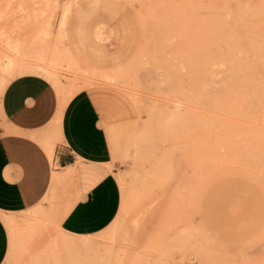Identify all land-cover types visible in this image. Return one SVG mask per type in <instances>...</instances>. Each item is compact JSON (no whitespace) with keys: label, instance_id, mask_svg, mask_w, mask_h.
Masks as SVG:
<instances>
[{"label":"rangeland","instance_id":"obj_1","mask_svg":"<svg viewBox=\"0 0 264 264\" xmlns=\"http://www.w3.org/2000/svg\"><path fill=\"white\" fill-rule=\"evenodd\" d=\"M260 8L264 0H0V79L51 69L67 96L109 81L94 86L132 114L106 128L117 215L65 264H264ZM71 205L0 214L4 264H47L51 211Z\"/></svg>","mask_w":264,"mask_h":264},{"label":"crops","instance_id":"obj_2","mask_svg":"<svg viewBox=\"0 0 264 264\" xmlns=\"http://www.w3.org/2000/svg\"><path fill=\"white\" fill-rule=\"evenodd\" d=\"M92 34L98 41L101 31ZM85 68L109 76L120 71ZM50 73L6 78L0 91V214L16 219L49 201L59 204V210L72 203L62 216L51 211L47 240V264H65L84 248L81 239L106 230L117 215L120 188L106 128L132 114L121 96L94 86L113 83L99 80L67 96ZM8 249L9 234L0 216V264Z\"/></svg>","mask_w":264,"mask_h":264},{"label":"bare ground","instance_id":"obj_3","mask_svg":"<svg viewBox=\"0 0 264 264\" xmlns=\"http://www.w3.org/2000/svg\"><path fill=\"white\" fill-rule=\"evenodd\" d=\"M263 2V1H262ZM259 3V2H258ZM238 6V5H237ZM226 7V6H225ZM257 10V9H256ZM248 12V11H247ZM258 17H263L264 16V9H262V8H260V9H258V11H256V13H255ZM247 15V14H246ZM249 15V14H248ZM252 15V14H251ZM251 20V19H250ZM5 66L6 65H4V62H2V64H0V71H2V72H5L4 70H5ZM8 66V65H7ZM1 72V74H2V76H4V73H2ZM51 74V73H50ZM53 74V73H52ZM55 75V74H54ZM53 75V76H54ZM2 76H1V79H0V91H1V89L4 87V84H6V78L5 79H3L2 78ZM52 76V77H53ZM10 80V79H9ZM107 80V79H106ZM118 81H120V80H118ZM8 83H9V81H8ZM59 84V83H58ZM63 92V91H62ZM69 172V171H68ZM66 174H67V172H66ZM66 174H64V175H66ZM59 176V175H58ZM66 176H68V175H66ZM100 234V233H99Z\"/></svg>","mask_w":264,"mask_h":264}]
</instances>
